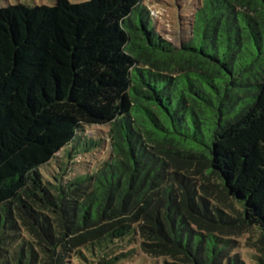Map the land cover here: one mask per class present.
<instances>
[{"label":"trees","instance_id":"obj_1","mask_svg":"<svg viewBox=\"0 0 264 264\" xmlns=\"http://www.w3.org/2000/svg\"><path fill=\"white\" fill-rule=\"evenodd\" d=\"M152 19L0 7V264H251L234 235L264 239V0H200L179 45ZM87 125L109 154L73 174L105 141Z\"/></svg>","mask_w":264,"mask_h":264},{"label":"rangeland","instance_id":"obj_2","mask_svg":"<svg viewBox=\"0 0 264 264\" xmlns=\"http://www.w3.org/2000/svg\"><path fill=\"white\" fill-rule=\"evenodd\" d=\"M56 0H0V7L9 4L24 3L26 5L47 4L53 5ZM77 3L84 0H69ZM147 8L148 15L153 16L155 31L162 38H166L176 45L189 37V23L192 14L200 4V0H141ZM108 126L87 125L85 134L92 138L105 139L103 146L93 153L79 156V162L74 165L73 174L84 171L88 166H94L108 157L110 143L107 139ZM65 157V151L58 154V157ZM55 167V165H53ZM241 233L234 235L238 251L249 263L257 261V257L264 258V239L257 228L242 225ZM124 264H132L126 262Z\"/></svg>","mask_w":264,"mask_h":264}]
</instances>
